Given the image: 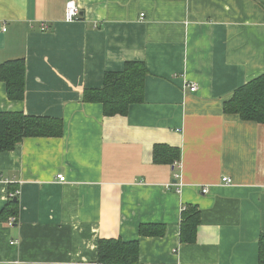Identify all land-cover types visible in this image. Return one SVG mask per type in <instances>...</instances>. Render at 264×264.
<instances>
[{"label":"crops","instance_id":"obj_1","mask_svg":"<svg viewBox=\"0 0 264 264\" xmlns=\"http://www.w3.org/2000/svg\"><path fill=\"white\" fill-rule=\"evenodd\" d=\"M19 59L24 98L0 81V112L60 119L63 135L0 153V213L18 192L0 264H98L103 239L138 241L139 264H258L264 124L223 104L264 79V0H0V65ZM130 61L148 73L142 103L105 117L82 101ZM156 145L178 164H154ZM186 205L200 212L192 244L179 240ZM149 224L164 234L139 236Z\"/></svg>","mask_w":264,"mask_h":264},{"label":"trees","instance_id":"obj_2","mask_svg":"<svg viewBox=\"0 0 264 264\" xmlns=\"http://www.w3.org/2000/svg\"><path fill=\"white\" fill-rule=\"evenodd\" d=\"M147 70L142 62H126L123 70L105 73L100 89L84 90V103H97L102 106L105 117L124 116L130 105L143 101L144 80ZM25 65L22 59L7 61L0 65V81L5 84L9 101H22L24 98ZM223 112L239 117L242 121L264 124V79L257 78L236 89L223 104ZM63 123L60 119L26 116L23 113L0 112V153L10 152L25 138H60ZM153 163L172 165L179 159L176 149L156 145L153 149ZM17 199V198H16ZM17 201L8 200L0 213V221L16 215ZM200 223V212L196 206L186 205L181 212L179 240L192 244L196 239ZM141 237H161L163 225H140ZM258 264H264V235L257 240ZM138 241L123 242L120 239H103L98 242V264H139Z\"/></svg>","mask_w":264,"mask_h":264},{"label":"built area","instance_id":"obj_3","mask_svg":"<svg viewBox=\"0 0 264 264\" xmlns=\"http://www.w3.org/2000/svg\"><path fill=\"white\" fill-rule=\"evenodd\" d=\"M79 10L77 9V7L74 5L73 2H69L65 5V21L67 22H73L76 21L79 18ZM47 29L46 25H42L41 26V30H45ZM191 92H194L196 90L195 86L190 87L189 89ZM178 163L177 161H175L173 163V166H176ZM57 180L59 182H64L65 181V177L63 175H57ZM222 183L225 185H230L231 184V179L224 177L222 178ZM202 194H206L207 193V189H201ZM18 192L14 191L12 193L9 194L8 199H14L17 197ZM16 218L15 217H10L8 222H7V226L8 227H12L15 224Z\"/></svg>","mask_w":264,"mask_h":264}]
</instances>
